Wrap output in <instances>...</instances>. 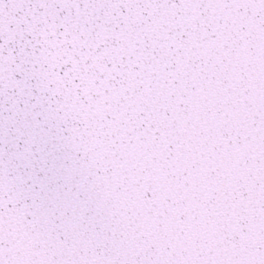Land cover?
I'll use <instances>...</instances> for the list:
<instances>
[{
    "label": "snow or ice",
    "instance_id": "snow-or-ice-1",
    "mask_svg": "<svg viewBox=\"0 0 264 264\" xmlns=\"http://www.w3.org/2000/svg\"><path fill=\"white\" fill-rule=\"evenodd\" d=\"M0 264H264V0H0Z\"/></svg>",
    "mask_w": 264,
    "mask_h": 264
}]
</instances>
